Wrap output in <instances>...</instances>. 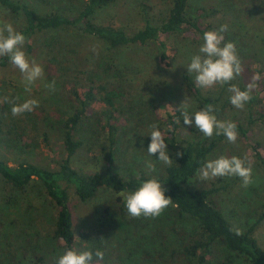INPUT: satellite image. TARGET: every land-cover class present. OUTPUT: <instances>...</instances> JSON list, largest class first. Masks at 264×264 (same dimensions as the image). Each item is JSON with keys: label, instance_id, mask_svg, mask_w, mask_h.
Segmentation results:
<instances>
[{"label": "rangeland", "instance_id": "rangeland-1", "mask_svg": "<svg viewBox=\"0 0 264 264\" xmlns=\"http://www.w3.org/2000/svg\"><path fill=\"white\" fill-rule=\"evenodd\" d=\"M27 1L41 11L58 9L70 14H74L81 3V0ZM143 1L152 5L153 20L163 17L165 10L161 0H123L99 11L96 20L122 25L132 31L142 24L138 6ZM200 8L217 10L201 22H211L212 30L227 24L225 41L237 45L244 72L231 81L230 97L231 85L245 88L251 77L259 72L261 79L252 93L260 96L257 108H264V0H191L189 14H197ZM0 18L12 22L15 27L19 24L18 19L2 11ZM184 28L180 34L159 37L166 44L165 59L160 58L159 45L153 41L109 50L100 41L69 29L34 34L32 51L24 47L30 57L44 66L45 76L36 82L31 92L24 90L18 68L10 62L0 65V159L11 165L27 160L42 167L57 168L58 160L64 155L59 120L75 105L71 90L77 87L82 92L94 83L118 94L115 99L119 126L116 169L125 175H136L139 170L159 172L164 163L147 150L153 125L163 133L164 119L175 110L182 114L180 104L184 100L190 105V113L197 111L184 75L189 74L187 65L203 41L189 26ZM52 81H55L54 91L45 86ZM220 87L219 84L202 87V92H216ZM27 98H37L39 107L13 116V103ZM95 109L100 110V105L96 104ZM226 110L219 120L246 122V104L242 109L230 104ZM193 126L194 122L185 125L183 121L179 134L186 137ZM78 134L92 145L102 137L91 118L81 125ZM250 138L259 143L261 157L240 136L235 143L225 138L209 156V159L221 155L246 157L252 165L249 185L245 186L238 176L200 181L196 175L189 182L200 188L220 187L212 199L233 227L242 232L255 220L264 202L263 129L254 125ZM93 152L78 151L74 165L79 167L77 159L92 156ZM149 162L155 165V171L148 169ZM71 200L77 246L80 250L93 251L92 264H186L180 250L196 235L198 227L186 216L178 217L173 204L158 217L134 218L128 214L125 197L115 203L104 190L86 202L78 201L71 191ZM54 218V205L39 184L32 183L16 191L0 179V264H56L62 250L51 234ZM254 236L264 248V219L256 225ZM96 249L104 252L103 259L95 257ZM211 261L214 264L225 261L220 242L214 245ZM233 264L245 262L239 259Z\"/></svg>", "mask_w": 264, "mask_h": 264}, {"label": "trees", "instance_id": "trees-1", "mask_svg": "<svg viewBox=\"0 0 264 264\" xmlns=\"http://www.w3.org/2000/svg\"><path fill=\"white\" fill-rule=\"evenodd\" d=\"M121 1L123 0H81L77 11L70 14L58 9L41 11L33 2L27 0H0V11L18 19L16 28L26 34L25 45L28 52L32 51L31 38L34 34L69 29L100 41L109 50L145 45L153 41L159 45L161 59H165L167 55L166 44L159 40L160 36L180 34L185 26H189L203 41V33L212 30L213 26L211 22L202 23L201 19L217 12L214 8L210 11L200 8L197 14L190 15L191 0H161L165 12L163 17L156 21L151 16L152 5L143 1L138 6L142 24L132 31L122 25L116 26L96 20L99 11ZM7 63V57H0L1 66ZM184 79L196 101L197 111L211 104L218 119L227 111L226 108L231 104L228 93L231 81L222 85L216 92L203 93L202 87L196 84L194 73L185 74ZM99 85L91 83L82 92L78 91L77 87L72 88L71 98L75 105L59 120L64 155L58 160L57 168L42 167L27 160H20L11 165L0 159V179L12 190H23L32 183L39 184L44 189L55 209L51 234L60 243L62 253L68 248L80 250L74 230L71 191L78 201L86 202L94 198L100 190H104L113 202L119 203L143 181L156 177L166 188L165 195L173 199L176 215L186 216L198 227L196 235L182 245L180 250L186 264H214L211 257L214 245L218 242L222 244L225 255L222 264H233L239 259L244 260L245 264H264V248L254 236L256 225L264 219V202L262 210L257 213L252 224L238 236L231 230L233 225L212 199L220 187L200 188L189 185L203 163L226 137L215 134L211 138L205 137L195 126L190 128L191 133L186 137L181 136L179 132L183 116L179 110H175L164 119L165 131L162 133L172 164H164L157 173L139 170L136 175H125L116 169L115 163L119 132L115 99L118 94ZM240 88L244 90L243 86ZM259 103V94L252 93V99L246 103V122L231 121L238 125V136L248 142L254 153L261 157L259 143L250 138L254 125L264 131V108H257ZM96 104L100 105V110L95 109ZM90 118L95 120L102 135L101 141L95 145L78 134L81 125ZM43 136V140H46V135ZM82 149L89 153L92 150L94 152L85 159H77L79 167H76L73 159Z\"/></svg>", "mask_w": 264, "mask_h": 264}, {"label": "clouds", "instance_id": "clouds-1", "mask_svg": "<svg viewBox=\"0 0 264 264\" xmlns=\"http://www.w3.org/2000/svg\"><path fill=\"white\" fill-rule=\"evenodd\" d=\"M227 31L228 25L222 24L218 29L203 33V43L199 47L198 53L191 57L190 63L187 65L188 73H195L197 86L204 88L217 84L222 86L241 76L244 72L236 43L225 41L224 33ZM26 41L27 37L23 31L17 30L12 22L0 18V57H7L9 62L19 69L22 74L24 90L31 92L36 82L44 78L45 69L41 63L26 52L24 47ZM260 79V73H255L244 90L236 85H231L229 88L232 93L231 104L242 109L252 99V91L258 86L257 82ZM45 86L54 91L55 81ZM39 104L40 101L37 98H27L21 103H13L11 113L13 116H20L26 112L34 111L39 107ZM180 107L184 124L192 125L194 122L196 129L202 132L205 137L211 138L215 134L225 136L230 143L237 141L238 125L233 121L219 120L211 104L205 105L203 109L194 114L189 112L190 105L186 100L180 104ZM147 150L164 164H172L164 135L155 125L150 133ZM177 155H182V153H177ZM147 167L150 171L156 170L155 165L151 162L147 164ZM197 175L200 181L223 176H238L247 186L252 182V165L247 162L246 157L221 155L204 162ZM165 192L166 188L162 186L158 178L151 177L143 181L138 188L125 196L128 214L134 218L160 216L173 203V199L166 196ZM231 230L238 236L242 235V230L238 227ZM93 255L91 250L68 248L57 258L56 264H92ZM95 257L103 259L104 252L96 249Z\"/></svg>", "mask_w": 264, "mask_h": 264}]
</instances>
